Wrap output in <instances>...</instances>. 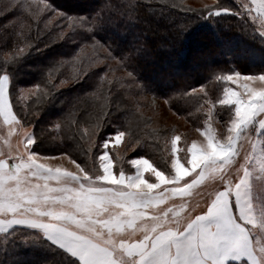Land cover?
Wrapping results in <instances>:
<instances>
[{"label":"snow or ice","instance_id":"1","mask_svg":"<svg viewBox=\"0 0 264 264\" xmlns=\"http://www.w3.org/2000/svg\"><path fill=\"white\" fill-rule=\"evenodd\" d=\"M251 2V7L244 2V15L264 27V0ZM191 10L209 16L229 11L220 3ZM60 19L66 21L57 25L60 37L64 28L88 24L87 18L61 15ZM92 43L103 49L101 55L114 58L108 47ZM120 67H126L125 60L120 59ZM240 75L229 73L224 80L234 82ZM127 77L136 81L131 71ZM244 79L245 93L228 87L218 101L234 109L222 125L226 127L223 138H217L209 123L203 129L207 143L198 146L193 140L187 149L190 167L170 155L167 176L144 155L128 161L112 151L121 144L125 155L141 144L159 147L149 144L131 124L103 140L97 149L98 135L111 113L99 112L94 118L88 113V127L82 128L75 118L85 109L80 102L65 118L70 125L68 136L77 138L75 150L84 156L83 163L72 159L75 172L42 163L41 153L32 150L38 137L33 131L17 133L15 145L0 147V227L38 226L78 257L80 264H225L233 255L237 260L248 257L250 264H264V87L250 83L264 81V73L248 74ZM47 87L50 91L42 92L40 100L57 85L49 79ZM25 91L14 99L9 76L0 75V118L10 127H31ZM13 102L20 105L19 118ZM180 140L179 134L172 136L173 154ZM58 155L69 156L70 152ZM126 163L130 172L135 169L130 175L125 172ZM152 177L156 182H150ZM174 197L183 202L159 207Z\"/></svg>","mask_w":264,"mask_h":264},{"label":"trees","instance_id":"2","mask_svg":"<svg viewBox=\"0 0 264 264\" xmlns=\"http://www.w3.org/2000/svg\"><path fill=\"white\" fill-rule=\"evenodd\" d=\"M160 1L0 0V73L9 74L14 99L19 98L16 96L20 88L39 85L36 93L24 102L30 112L28 123L38 137L33 151L41 154L69 151L77 162H84L83 153L75 150L77 138L68 136L70 125L65 120L80 102L85 109L77 112L75 118L82 128L88 127L85 123L88 113L92 118L99 112L111 113L98 135L97 149L103 140L131 124L149 144L159 146L149 148L141 144L134 154L146 156L165 171L170 167L167 146L174 129L160 121L155 124L148 112L152 109L148 96L166 100L173 112L197 128L205 120L202 106L209 98L213 101L221 96L224 86L221 76L234 70L264 72L263 61L231 57L229 53H239L242 45L223 49L224 43L240 41L248 50H264V36L253 22L237 19V10L241 11L237 0H223L236 10L223 16L193 11L184 14L181 3L186 0H177L178 3L163 0L165 4ZM177 4L180 9L175 8ZM61 15L87 18L88 24L73 30L64 28V36L60 37L57 25L66 23L60 19ZM166 15L172 16L169 24L164 23ZM216 23L220 26H215ZM164 35H171L174 44H169ZM160 40L168 44L160 48ZM93 41L108 47L114 58L109 60L101 55L103 49L95 48ZM191 50L207 54L208 58L217 55L221 58L211 62V58L201 57L202 66L191 58ZM120 59L126 61L127 68L120 67ZM171 69H175L174 74H168ZM130 71L136 78L134 82L127 77ZM49 79L57 88L40 100L42 92L50 91ZM64 80L68 83L62 84ZM200 87L204 89L192 91ZM13 105L19 116L20 105L15 102ZM34 232L25 235V242L15 240L8 246L0 238V264H30L28 258L33 259L31 264H80ZM16 243L18 250L10 251Z\"/></svg>","mask_w":264,"mask_h":264},{"label":"rangeland","instance_id":"3","mask_svg":"<svg viewBox=\"0 0 264 264\" xmlns=\"http://www.w3.org/2000/svg\"><path fill=\"white\" fill-rule=\"evenodd\" d=\"M142 1H146V3H147V1H149V0H142ZM155 1H159V0H155ZM173 1L178 3L177 0H173ZM237 1L241 6V9H240L241 11L237 10V12H238L237 16L240 17V18L237 17V19H240L242 21L243 20L245 21V19L251 20L248 16L244 15V11H243L244 2L248 6H249V4L246 3L245 0H237ZM160 2L165 4V1H163V0ZM184 2H185V4L181 3L182 6L180 5L183 8L182 12H184V14L187 11H192L190 8H199V7H203L205 4H214V3H220L221 8L229 10L226 12H222L220 14L221 16H223L222 14L227 15V14L232 13L233 11H236L233 8L231 9L229 7V5H227L228 3L223 1V0H186ZM170 5L172 6L173 3H170ZM185 6H186V8H185ZM175 8L180 9L178 7V4L176 5ZM154 9H155V7H154ZM154 9H149V10L154 11ZM157 11H158V9H157ZM220 15H215V16H220ZM171 17L172 16L166 15V17H165L166 20H164L165 21L164 23L169 24V21H171V19H172ZM223 18H225V17H222V18L219 17V20H222ZM252 22L255 25L258 32L262 36H264V27H261L260 22L259 21H252ZM219 24L220 23H216L215 26L219 27L220 26ZM169 27L171 28V30L172 29H173V31L175 30L173 25H169ZM255 27H254V30H256ZM164 37H166L169 44H174V43H171L172 42V40H170L171 35H168V36L164 35ZM168 42L165 43L164 41L160 40V41H158V46L161 48L165 44H168ZM239 45H242L241 49H240L241 53H240V51H238L239 53L236 52L234 55H233V53L232 54L229 53L231 55V57H235L239 60H242L243 57L245 56V57L253 58L257 62H262V61L264 62V50H259V51L254 50V49L248 50V48L245 47V44L243 42H240V41H238L237 43H235V42L224 43L223 49H224V51H227V49L229 47L232 48V46H239ZM170 46L172 47L173 45H170ZM192 52L193 53L191 54L192 55L191 58L194 57L193 59L195 61H197V63L199 65L203 66L204 61L202 60L201 57H205V56L207 57V54H205L203 56L202 53H199L198 51L193 50ZM170 56H172V55H170ZM210 58H211L210 61L212 62L214 59L219 60L221 58V55H217L215 57H209V58L207 57L206 59L209 60ZM174 71H175V69H171L168 71V74L169 73L174 74ZM193 71H194V69H193ZM193 71H191V72H193ZM196 71H197V69H196ZM178 72H181V71H178ZM237 72H239L241 75H240V78L235 80L234 82H227L224 80V77L227 74L224 75V77L223 76L220 77V78H223L222 83L224 85L222 88V91H221V96L218 97L219 99H217V100L214 99L213 101H211L210 98L209 99L207 98L208 101H206L204 106H202V108H201L202 113L204 114L203 116L205 117V120L202 123V126L197 127V128L193 127L190 123L186 122L183 119V117H181V116L177 115V113L173 112L169 108V105H168L166 100L158 99L154 95L148 96L149 103L152 106V109L149 110L148 112L151 115H153L155 124L157 123V121H160L162 123H165L164 125H168L174 129L173 132L171 133L170 137L168 138L169 139V145L167 146L168 153H169V155L172 156L173 160L176 158H179L181 160V163L184 164L185 167H190V165L187 163V160L190 159V153L187 152V149L190 148L193 140H196L198 142V146H203L207 143V139H206V136L204 135L203 129L207 128L209 123H211L212 129L215 130V134H216L217 138L218 139L223 138V137H221V132L223 131L226 133V127L222 128V125L225 124V122L230 117L232 111L234 112V109H232L231 106H229V105H220L218 101L220 99L224 98L225 89L228 87L235 88L238 92L245 93L246 90L244 88V84L246 83V81L244 79V76H246L248 74H253V73H243V72H240L239 70L232 71V73H237ZM3 74H7L9 76V74L7 72L0 73V75H3ZM112 74H114V72ZM253 75H258V74H253ZM9 78H10V76H9ZM250 83L254 87H258V88L264 87V81L257 80V81H252ZM11 87L12 86H11V78H10V93L13 96V89ZM29 89H31L32 91L31 92L27 91ZM36 89L37 88L35 86H24V87L20 88L19 94H20L21 90H26L25 91V100H27L30 96H32L34 93H36ZM203 89H204L203 87H200V88L196 89L197 91H195V92H200ZM17 97H19V95L16 96V98ZM13 111H14V113H16V111L14 109V105H13ZM18 118H19V116H18ZM20 123L23 124L24 121L22 119H20ZM21 131L32 132L33 126L29 127L28 125H25L24 129H20V128H17L15 126L10 127L6 122L3 121L2 118H0V147H7V144L15 145L18 142L17 141V133H19ZM174 134H179L181 136V140L179 142H177V144H176L177 152L175 154H173L171 152V147H170L171 138ZM19 140L21 142H26L24 136H20ZM126 140H127V137L125 138V142H126ZM33 145H32V150H34ZM21 147H23V144H21ZM112 151L113 152L118 151L120 153V155H123L124 159L128 160V161H131L132 159L139 157L138 155L134 154L135 150L134 151L129 150L127 152V154L125 155L123 152V145L122 144L114 146ZM39 158L41 159L42 163H47L52 167H60V168L66 169L68 171H73V172L77 171L75 165L72 163L73 158L70 155L69 156H60L58 154H40ZM113 159L115 160V158H113ZM117 163H119V162H117ZM124 167L126 170L125 171L126 174L130 175V174H132V172L135 171L134 167H132V171L130 172L129 168L131 166L127 163L124 165ZM170 167H171V162H170ZM160 170H162V169H160ZM162 171H164V170H162ZM165 175L166 176L168 175L167 171H165ZM189 175H192V173L190 172ZM149 176H151L150 172L145 174L146 179ZM185 179H187V177H185ZM150 182H156L155 177H152ZM206 183H207V181H206ZM209 190H210V188H209ZM195 195H196V193L194 192L193 196L195 197ZM182 202L183 201L181 198L174 197V198H172V200L166 201V203L164 205H160L159 207L161 209H163L166 206L172 207L173 204L178 206ZM0 219H2V217H0ZM32 232H34L33 234L35 236H38L39 238L40 237L46 238L45 234L43 232V229L39 228L38 226L30 225V224H11V225H7L5 227H0V238H3L2 244L5 246L8 243L9 244L15 243L16 242L15 240L25 242L27 240L25 235L27 233L31 234ZM13 238H15V239H13ZM13 245H14V246H12L13 249L10 250L12 252L18 250V248L15 247V246H17V243H16V245L15 244H13ZM32 260L33 259L28 258L27 262L31 264Z\"/></svg>","mask_w":264,"mask_h":264},{"label":"crops","instance_id":"4","mask_svg":"<svg viewBox=\"0 0 264 264\" xmlns=\"http://www.w3.org/2000/svg\"><path fill=\"white\" fill-rule=\"evenodd\" d=\"M245 1H246V3L249 4V7L252 6V2H251V0H245ZM43 232H44V231H43ZM44 234H45V237H46L49 241H51L53 244L57 245L58 247H60L61 249H63L64 251H66L67 253H69L70 255H72V254H71L70 252H68L65 248H63L62 246H60L56 241H54L53 239H51V238H50L45 232H44ZM72 256L75 257V258L79 261L78 257H76V256H74V255H72ZM239 260H246V261L249 262V259H248V257H246V256L241 257ZM239 260H237V259L235 258L234 255H233V256H229V257L227 258L225 264H228V263L231 262V261H239ZM79 263H80V261H79ZM249 264H250V262H249Z\"/></svg>","mask_w":264,"mask_h":264}]
</instances>
